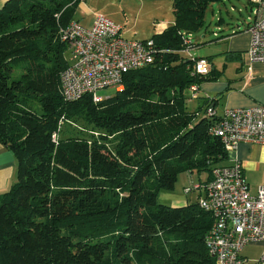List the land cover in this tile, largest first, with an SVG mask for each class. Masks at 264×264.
<instances>
[{"label":"trees","instance_id":"16d2710c","mask_svg":"<svg viewBox=\"0 0 264 264\" xmlns=\"http://www.w3.org/2000/svg\"><path fill=\"white\" fill-rule=\"evenodd\" d=\"M79 1L0 7V143L17 177L0 193V264H216L205 245L212 215L197 201L158 203L157 193L183 172L208 181L228 157L209 133L214 99L187 106L190 85L219 74H194L182 51V33L207 27L219 0H172L173 21L150 37L154 61L99 103L65 101L59 89L68 60L58 28Z\"/></svg>","mask_w":264,"mask_h":264},{"label":"built area","instance_id":"2783aa9c","mask_svg":"<svg viewBox=\"0 0 264 264\" xmlns=\"http://www.w3.org/2000/svg\"><path fill=\"white\" fill-rule=\"evenodd\" d=\"M250 1L253 7L246 54L250 60L264 63V0ZM121 29L120 24L102 13L95 15L90 26L74 18L59 26V38L66 43L69 52L68 63L59 77V89L65 101L90 95L93 102L99 103L109 97L99 95V90L108 87L121 90L124 75L129 70L154 61L157 48L153 38L124 37ZM182 40L186 44L182 51L186 52L193 46L191 33L183 32ZM190 57L193 73L207 75L208 59L201 55ZM189 91L192 98H196L198 84H191ZM206 115L217 117L209 133L219 138L227 153L241 142L264 144V104L225 108L221 115L208 107ZM53 137L55 139V133ZM210 175L205 185H194L186 192L200 190L198 206L213 217L205 245L215 263L237 264L243 246L264 242V185L252 193L239 161L216 165ZM260 259L264 263V255Z\"/></svg>","mask_w":264,"mask_h":264},{"label":"crops","instance_id":"0c3cea01","mask_svg":"<svg viewBox=\"0 0 264 264\" xmlns=\"http://www.w3.org/2000/svg\"><path fill=\"white\" fill-rule=\"evenodd\" d=\"M4 1L0 0V7ZM215 2L222 3L225 12L220 5L217 10L211 8L214 17L212 20L215 23L213 38L204 39L202 41L205 43L202 48L204 51L197 54L206 56L210 68L219 76L199 83L197 97L193 99L197 100L198 107L202 98H213V108L217 115H221L225 108L264 104V63L260 60H250L246 54L253 3L250 0H228V8L226 0ZM82 3L83 1L80 0L77 5ZM235 9L239 11L241 17L231 13L230 10ZM170 21L172 22L173 19L160 22L156 32H160ZM195 45L193 42V46L184 53L197 56L190 54V49ZM188 94L189 99L192 98L190 91ZM227 156L224 164L233 161L241 163L244 177L252 193L258 186L264 185V144L241 142L235 150L228 152ZM15 175L14 154L0 143V193L6 192L16 181ZM262 255H264V242L248 243L239 252L237 264H264L260 259Z\"/></svg>","mask_w":264,"mask_h":264},{"label":"rangeland","instance_id":"374dc122","mask_svg":"<svg viewBox=\"0 0 264 264\" xmlns=\"http://www.w3.org/2000/svg\"><path fill=\"white\" fill-rule=\"evenodd\" d=\"M83 3L77 5L74 12V19H78L85 26H90L97 13H102L116 23L122 25L121 35L128 38H150L153 32L157 31V25L164 20L173 19L172 0H82ZM229 8V2L226 0ZM225 12L224 5L218 2H212L206 12L207 27H201L192 32V40L196 44L191 48L190 54L198 55L204 51L202 49L205 43L204 39L213 38L212 33L214 29V17L211 8L214 10L219 8ZM232 14L241 17L237 9L230 10ZM246 14V13H245ZM171 22V21H170ZM169 22V23H170ZM208 29V30H206ZM204 33V34H203ZM188 56V55H187ZM65 57L69 58L68 50L65 52ZM123 88V87H122ZM116 89L113 87L103 88L98 91L102 97L112 96ZM118 91V90H117ZM197 100L190 98L188 100V109L193 111L197 108ZM201 111L196 116V120L203 116ZM61 129H70L65 122L61 124ZM74 128H84L81 123H76ZM74 130V131H76ZM207 173H192L183 172L177 177V180L172 189H162L157 193L158 203L167 204L170 206H182L191 202L197 201L200 190L193 189L186 192L187 188H192L194 185H205ZM15 180L17 177L15 175Z\"/></svg>","mask_w":264,"mask_h":264}]
</instances>
